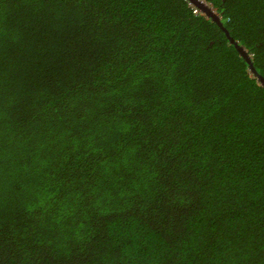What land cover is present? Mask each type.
I'll list each match as a JSON object with an SVG mask.
<instances>
[{
    "label": "trees",
    "instance_id": "obj_1",
    "mask_svg": "<svg viewBox=\"0 0 264 264\" xmlns=\"http://www.w3.org/2000/svg\"><path fill=\"white\" fill-rule=\"evenodd\" d=\"M0 0V264H264V0ZM196 12H195V11Z\"/></svg>",
    "mask_w": 264,
    "mask_h": 264
},
{
    "label": "water",
    "instance_id": "obj_2",
    "mask_svg": "<svg viewBox=\"0 0 264 264\" xmlns=\"http://www.w3.org/2000/svg\"><path fill=\"white\" fill-rule=\"evenodd\" d=\"M192 1L193 3H195L198 7H200L203 11H205L209 16L212 17V19L214 21H216L220 27H222L230 41L232 43L235 44L237 50L241 53V55L243 57H245L249 62H251V57L250 55L247 53V51L243 48V46H241L230 34H229V30L223 25V22H222V18L220 15H218L211 7H209L203 0H190ZM251 67H252V70L255 72V74L259 77V80L262 81V84L264 85V77L263 75L259 74L256 69L253 67V65L251 64Z\"/></svg>",
    "mask_w": 264,
    "mask_h": 264
},
{
    "label": "clouds",
    "instance_id": "obj_3",
    "mask_svg": "<svg viewBox=\"0 0 264 264\" xmlns=\"http://www.w3.org/2000/svg\"><path fill=\"white\" fill-rule=\"evenodd\" d=\"M195 11V10H194ZM196 12V11H195Z\"/></svg>",
    "mask_w": 264,
    "mask_h": 264
}]
</instances>
